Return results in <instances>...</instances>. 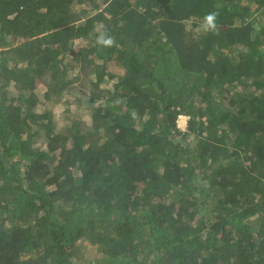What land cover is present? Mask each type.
<instances>
[{
    "label": "trees",
    "instance_id": "16d2710c",
    "mask_svg": "<svg viewBox=\"0 0 264 264\" xmlns=\"http://www.w3.org/2000/svg\"><path fill=\"white\" fill-rule=\"evenodd\" d=\"M0 264H264V0H0Z\"/></svg>",
    "mask_w": 264,
    "mask_h": 264
},
{
    "label": "rangeland",
    "instance_id": "374dc122",
    "mask_svg": "<svg viewBox=\"0 0 264 264\" xmlns=\"http://www.w3.org/2000/svg\"><path fill=\"white\" fill-rule=\"evenodd\" d=\"M121 70H119L118 72H120ZM74 89L75 88H73V92H74ZM74 104L75 105H77L76 104V102H74ZM75 105H73V106H70L69 105V107H70V109H69V111H65L66 110V106H65V104H63V103H59V104H55V105H53V107H54V109H55V118H56V120L59 122L60 120H62V123H63V121H64V123H65V118L69 115V113L70 114H75L76 112H77V109H76V106ZM187 120H188V118L186 117V116H183V118H179L178 119V124H179V126H180V128L181 129H185L186 128V123H187ZM61 123V124H62ZM66 124V123H65Z\"/></svg>",
    "mask_w": 264,
    "mask_h": 264
},
{
    "label": "clouds",
    "instance_id": "9594fccd",
    "mask_svg": "<svg viewBox=\"0 0 264 264\" xmlns=\"http://www.w3.org/2000/svg\"><path fill=\"white\" fill-rule=\"evenodd\" d=\"M216 16H217V13H209L208 15H206L205 21H206L207 26L212 27V28H215L214 21H215ZM106 43H111V41L109 40Z\"/></svg>",
    "mask_w": 264,
    "mask_h": 264
},
{
    "label": "bare ground",
    "instance_id": "6f19581e",
    "mask_svg": "<svg viewBox=\"0 0 264 264\" xmlns=\"http://www.w3.org/2000/svg\"><path fill=\"white\" fill-rule=\"evenodd\" d=\"M180 118H183V116H180Z\"/></svg>",
    "mask_w": 264,
    "mask_h": 264
}]
</instances>
